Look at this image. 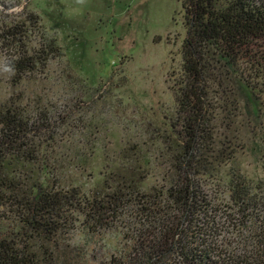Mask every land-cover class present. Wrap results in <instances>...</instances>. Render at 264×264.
I'll return each instance as SVG.
<instances>
[{
  "label": "rangeland",
  "instance_id": "rangeland-1",
  "mask_svg": "<svg viewBox=\"0 0 264 264\" xmlns=\"http://www.w3.org/2000/svg\"><path fill=\"white\" fill-rule=\"evenodd\" d=\"M181 12V0H0V27L3 22L4 26L23 24L27 34L21 45L28 50L40 47V53L48 52L50 57L39 72L34 69L19 77L9 69L10 52L0 42V105L14 99L31 108L58 109L78 88L103 87L101 94L106 92L103 102L93 103L82 115L100 133L82 132L72 124L66 127L69 137L56 142L52 150L56 162L63 160L67 138L78 147L80 159L79 165H54L59 178L65 175L66 182L85 193L103 188L111 194L118 185L109 179L120 175V169L134 170V193L161 198L168 181V158L176 148L170 124L176 106L172 89L185 35ZM27 15L38 18L37 27L27 22ZM53 41L59 52L49 54L47 45ZM221 77L237 103L229 105L227 114L215 117L205 165L216 169L197 178L215 210L211 214L218 233L206 242L212 253L227 259L246 255L252 241L248 229L240 225L244 206L237 205L238 195L232 190L240 184L245 201L263 202L257 210L264 211V94L258 95L254 108L239 76ZM219 152L230 153V159L226 161ZM16 166L17 180L26 188L43 175L40 162ZM152 214L145 222L135 208L100 235L87 234L80 226L83 217L72 214L76 222L66 239L82 256L80 264H133L144 241L140 236L161 229L162 223H155ZM166 264L179 263L169 258Z\"/></svg>",
  "mask_w": 264,
  "mask_h": 264
},
{
  "label": "trees",
  "instance_id": "trees-1",
  "mask_svg": "<svg viewBox=\"0 0 264 264\" xmlns=\"http://www.w3.org/2000/svg\"><path fill=\"white\" fill-rule=\"evenodd\" d=\"M181 7L185 35L180 46V70L172 89L176 106L170 124L176 134V148L168 158L163 201L155 195L134 193V170L120 169V175L109 179L118 185L111 194L103 188L82 192L66 182L65 175L59 178L56 174L54 165L80 162L78 147L69 138L65 141L69 146L61 154L63 160L56 162L53 158L56 142L70 135L66 127L100 133L99 127L91 128L82 115L93 103L105 100L103 87L93 91L78 88L67 105L58 109L31 108L10 99L0 105V264H80L82 256L80 259L66 239L76 222L72 214L83 217L80 226L87 234L100 235L135 208L142 212L145 222L153 212L154 222L160 221L162 226L148 236L143 232L140 238L144 241L139 243V256L133 264H166L169 258L179 264H264V211L257 210L263 202L245 201L241 185L233 188L237 205L244 206L240 209L245 213L240 225L248 229L252 241L246 255L224 259L212 253L206 242L218 233L211 214L215 210L197 178L216 169L205 165L209 139L216 129L215 117L236 106L235 94L221 75L239 76L254 99V108L258 95L264 94V0H181ZM27 17V22L37 27L38 18ZM11 24L4 26L3 22L0 27V42L10 52L9 69L19 77L34 69L39 72L50 58L48 52L43 55L40 47L28 50L22 46L27 30L22 29L23 24ZM52 43L47 45L49 54L57 52L55 41ZM86 145L89 148V142ZM218 154L226 161L231 157L230 153ZM38 162L43 175L26 188L17 180L15 167ZM167 202L171 203L169 207Z\"/></svg>",
  "mask_w": 264,
  "mask_h": 264
}]
</instances>
